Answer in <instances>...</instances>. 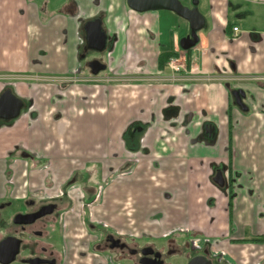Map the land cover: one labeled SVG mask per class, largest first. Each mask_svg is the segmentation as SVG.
<instances>
[{
    "label": "crops",
    "instance_id": "0c3cea01",
    "mask_svg": "<svg viewBox=\"0 0 264 264\" xmlns=\"http://www.w3.org/2000/svg\"><path fill=\"white\" fill-rule=\"evenodd\" d=\"M198 2L206 24L193 72L174 74L159 68L180 42L163 39L162 15L125 0H0V97L11 89L26 106L0 119V200L51 196L84 172L92 220L120 236L189 240L214 264H264V242H252L264 238V0ZM99 11L116 40L107 73L89 78L82 24ZM223 166L231 193L213 181ZM74 225L67 264H108Z\"/></svg>",
    "mask_w": 264,
    "mask_h": 264
},
{
    "label": "flooded vegetation",
    "instance_id": "af4514ba",
    "mask_svg": "<svg viewBox=\"0 0 264 264\" xmlns=\"http://www.w3.org/2000/svg\"><path fill=\"white\" fill-rule=\"evenodd\" d=\"M126 6L128 9L133 11L125 0ZM183 3V2H182ZM94 4L96 7L99 6V0H94ZM185 6L187 4L183 3ZM48 7V3L45 6ZM188 7V6H187ZM193 8L194 6H189ZM135 12V11H134ZM155 12V11H150ZM138 13V12H136ZM148 13V12H146ZM145 14V13H138ZM97 20L101 21V26L103 32L106 33V48L103 52H97L91 50L88 47L86 41V31L85 26L89 22H96ZM107 13L105 11H99L97 15L94 17L87 19L82 24L83 36H84V45L82 47L81 56L86 61V67L89 71V78H98L102 73H107L109 70L108 62L105 57L109 55V52L113 50L115 37H112L107 30ZM177 49L175 51L180 52L182 49L179 44H177ZM193 50V49H191ZM191 53V52H190ZM188 54L181 53L178 57ZM93 61H100L103 65H106V70L100 72L99 75L95 76L92 74V69L89 67V64ZM168 65V64H167ZM167 69V66L166 68ZM164 69V70H165ZM162 70V71H164ZM78 77H74L73 81H84L83 78L79 77L81 75H77ZM12 79V78H11ZM146 81H151V77L145 79ZM91 81V80H86ZM11 90V89H8ZM7 91V90H6ZM12 91V90H11ZM13 93V92H12ZM17 97V96H16ZM18 98V97H17ZM20 99V98H19ZM246 99V98H245ZM243 100V102L245 101ZM21 100V99H20ZM234 103L236 104V99L233 97ZM24 103V102H23ZM245 103V102H244ZM26 106L24 104L25 109ZM242 109V108H241ZM23 111V110H22ZM21 111V113H22ZM242 111H245L242 109ZM21 116V114H20ZM19 116V117H20ZM18 117V118H19ZM17 118V119H18ZM15 120V119H14ZM5 121V120H4ZM12 121V120H11ZM131 137L133 133H137L138 129H130ZM207 133L210 136H216L215 129L212 126H207ZM127 145V144H126ZM25 158H32L29 154H23ZM127 169H124L122 172H125ZM89 177L88 173L78 172L74 173L71 179L62 187L63 189H69L76 185L77 183L81 184L80 181H83V176ZM221 175L223 180V186H220L215 180ZM89 180V178H88ZM214 183L221 189L228 191L231 193V174L228 167L223 166L218 169L213 176ZM85 183L86 179H85ZM62 188L54 195H47V193L43 191L35 192L30 194L24 201H12L11 199L0 200V245L10 239L16 238L21 241V245L19 251L16 254L15 260L10 264H67L70 259V252L73 243L70 244L68 242H64V238H67V233L69 230V225L67 224V218L69 214H75V207L72 208L71 203L74 201H68L65 198V192L62 191ZM86 189H83L84 193H89L91 190L95 189L94 186L89 183L85 185ZM98 190V187L96 188ZM97 194V192H96ZM83 200V208L84 216L83 224L86 227V231L88 234L92 235V232L97 230L96 235L93 234L94 237L97 238L94 242V248L96 253L106 257L107 253L114 252L116 253V260L118 264L127 263L132 264H141V260L144 258L142 254L143 251H154L153 254L148 257L154 259L155 254L160 253L161 257L159 262L161 264H170V260L173 256H181L186 258L185 264H188L189 260L193 257L202 255L207 258V260L213 262V259H209L205 251H201L199 246L195 243L190 242L189 240H182L178 244H176V240L169 239L164 248H156L155 245L152 244H139L135 239L128 240L123 236H120L115 231H111L106 224L96 223L92 220L90 210H91V199L88 201L86 194ZM232 197V194H230ZM79 203V201H76ZM71 206L69 208L68 206ZM74 205V204H73ZM13 209L14 212H7L8 210ZM80 212V211H79ZM87 223V224H86ZM198 251L200 253L194 254ZM12 252V248L8 247L6 251L1 255L2 260H8L10 258V253ZM0 264H4L1 263ZM96 264H102L101 261H97ZM148 264V263H147ZM153 264V263H150ZM173 264V263H172ZM214 264V263H213Z\"/></svg>",
    "mask_w": 264,
    "mask_h": 264
},
{
    "label": "water",
    "instance_id": "95a60500",
    "mask_svg": "<svg viewBox=\"0 0 264 264\" xmlns=\"http://www.w3.org/2000/svg\"><path fill=\"white\" fill-rule=\"evenodd\" d=\"M128 6L135 12L146 13L150 11H169L175 13L180 18L186 20L190 25V33L180 40L182 50L189 51L194 49L200 43L199 32L204 29L206 20L198 8V0H193V8L185 6L180 0H127ZM86 41L91 50L103 52L106 48L107 35L102 30L101 21L89 22L85 26ZM92 69V74L97 76L100 72L106 70V65L100 61H93L89 64ZM233 97L236 99V105L245 111H248L247 105L243 102L246 98V93L242 89H237L232 92ZM24 108L22 100L17 98L11 90L5 91L0 97V119L11 121L17 119ZM220 186H223L221 175L215 180ZM21 241L16 238H10L0 245V262L10 264L15 260L16 254L19 251ZM12 248L10 258L2 260L1 255L8 249ZM154 251H143L144 258L141 264H161L159 259L160 253L155 254V258L148 257ZM188 264H213L207 260L205 256L199 255L189 260Z\"/></svg>",
    "mask_w": 264,
    "mask_h": 264
},
{
    "label": "rangeland",
    "instance_id": "374dc122",
    "mask_svg": "<svg viewBox=\"0 0 264 264\" xmlns=\"http://www.w3.org/2000/svg\"><path fill=\"white\" fill-rule=\"evenodd\" d=\"M53 1H57V0H53ZM180 1H182V0H180ZM185 3L187 4L188 7L193 5V1L185 2ZM152 13L162 15V19H161L162 36H163V39L166 40V42L168 44L170 41H173V39H175V40L180 39L181 40L183 38V36H185L187 34L189 23L186 20L177 16L175 13H172L169 11H155ZM166 16H167V18H165ZM171 31L173 32V34H171L172 33ZM189 33H190V31H189ZM199 33L201 34V31ZM199 45H200V43L196 47H198ZM167 49L168 50L170 49V45H168ZM176 49H174V50H176ZM104 74H106V73H102V75H104ZM86 176L85 177L83 176L84 180L80 181L81 184L77 183L76 185H74L73 187H71L69 189H66V188L63 189L62 188L63 192L66 193V191H67V193L65 194V198L68 201H74L73 203H71V205H72V208L75 207V214L71 213V214H69V216L67 218V221H68L67 224L69 225V227L71 224H75L74 226L82 225V228H84V229L86 228V227H84L85 225L83 224V218H82V216H84V212H85L84 211L85 209L83 208V200L85 198L84 194H86L88 201L90 199H91V201H93L95 199L94 195H93L94 197H90L88 195V193L83 192V189H86L85 185L89 183V180H88L89 177H86ZM85 179H86V182H88V183H85ZM44 194H45V192H44ZM45 196H48V195L45 194ZM76 201H79V203ZM68 207L71 208L70 204ZM7 212L13 213L14 210L11 209V210H8ZM74 228L75 227H72L70 229V231L71 230L74 231L73 230ZM96 232H97V230L93 231L92 235L88 234L86 229H85V233L82 232V234H81V232H80L81 237L79 239H80L81 243L84 244L87 248H91L92 253H96V250L94 248V242H95V240H97V238L93 236V234L96 235ZM73 239H74V237H67V238H64V242L66 241L70 244L71 242L73 243V241H72ZM126 239H128L129 241L132 240V238H126ZM168 241H169V239L155 241L152 239L143 238V239L136 240L134 242H137V243L142 244V245L148 243V244L155 245L156 248H164V247H166V244ZM132 242H133V240H132ZM72 246H74V245H72ZM107 254L108 255H106V257L104 259L106 260V262H108V264H118V263H116L117 262L116 256H115L116 253L110 252ZM170 262H171L170 264H172V263L173 264H185L186 258L181 257L179 255H177V256L175 255L172 257ZM124 264H132V263H127L125 261Z\"/></svg>",
    "mask_w": 264,
    "mask_h": 264
},
{
    "label": "built area",
    "instance_id": "2783aa9c",
    "mask_svg": "<svg viewBox=\"0 0 264 264\" xmlns=\"http://www.w3.org/2000/svg\"><path fill=\"white\" fill-rule=\"evenodd\" d=\"M233 32L234 33H238L239 32V28L238 27H234L233 28ZM190 59L191 56H186V55H182L180 57H174L171 58L168 62L167 68L173 72L174 74L177 73H187L190 70ZM193 72V71H191ZM264 79V77L262 78ZM201 80H210L207 77L201 78Z\"/></svg>",
    "mask_w": 264,
    "mask_h": 264
},
{
    "label": "trees",
    "instance_id": "16d2710c",
    "mask_svg": "<svg viewBox=\"0 0 264 264\" xmlns=\"http://www.w3.org/2000/svg\"><path fill=\"white\" fill-rule=\"evenodd\" d=\"M191 51L192 50L184 51L181 49L180 52H178V51H175L174 49H171V50H167V51L162 52L159 56V68H160V70H164L166 68V66H167V64L171 58L178 57L181 53H186V54H188V57H189ZM131 133H132L131 130H129L125 134L126 144L130 149H132V145L130 144ZM252 242H264V238L254 239V240H252Z\"/></svg>",
    "mask_w": 264,
    "mask_h": 264
}]
</instances>
